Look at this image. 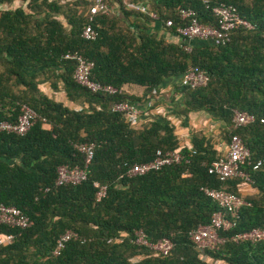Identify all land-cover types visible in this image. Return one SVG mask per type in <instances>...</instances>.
Returning <instances> with one entry per match:
<instances>
[{"label":"trees","instance_id":"obj_1","mask_svg":"<svg viewBox=\"0 0 264 264\" xmlns=\"http://www.w3.org/2000/svg\"><path fill=\"white\" fill-rule=\"evenodd\" d=\"M125 2L147 5L159 20L129 10ZM108 3L109 12L94 16L96 40L82 36L92 0H43L39 10L30 6L31 13L17 8L0 14V122L16 123L23 105L37 114L23 136L0 132V205L20 209L32 222L26 229L0 225V239L13 236L0 244V264H264V240H228L205 253L190 240V233L210 224L220 209L204 193L206 187L225 189L247 202L237 226L221 231L223 237L264 232V163L254 169L264 160V0ZM222 4L237 8L253 29L234 30L218 45L194 41L188 51L176 33L191 22L182 19V11H192L202 25L218 27L212 10ZM76 52L94 62L93 80L112 86L115 94L94 93L76 83L77 61L67 58ZM191 69L207 75L206 86L178 85ZM168 82L176 83L180 97L171 101L173 116L206 115L221 123L226 143L233 135L243 140L251 152L244 171L252 183L224 182L209 174L222 154L211 136L195 130L191 143L183 144L171 119L152 114L159 89ZM44 84L54 93L64 92L76 107L46 95ZM146 102L153 105L145 110ZM124 103L137 110L135 119L114 111ZM236 111L254 115L255 122L235 128ZM82 144L95 146L87 179L58 185L60 167L85 168ZM159 150L180 151L183 160L146 175H127L133 165L153 161ZM96 184L106 187L100 200ZM67 231L77 238L56 255L57 241ZM139 231L153 245L171 239L173 250L163 256L139 245Z\"/></svg>","mask_w":264,"mask_h":264},{"label":"built area","instance_id":"obj_2","mask_svg":"<svg viewBox=\"0 0 264 264\" xmlns=\"http://www.w3.org/2000/svg\"><path fill=\"white\" fill-rule=\"evenodd\" d=\"M208 2V0H205ZM93 4L90 9L89 24L85 26L82 32V36L86 40H96L98 32L95 31L92 23L94 22V16L99 13H107L110 11L108 0H92ZM126 7L129 10L138 11L144 14H149L154 20H159V17L151 13L147 5L139 2H125ZM213 14L218 20V27L207 26L200 24L196 18H193L194 13L192 11H182V19H191V22L187 26H180L177 28V36L181 38L183 42L187 43V50L191 51V44L194 41H207L216 45L222 41L229 39L231 33L239 28L253 29L251 22L243 18L237 8L229 5H219L213 8ZM167 26H173L172 21L167 22ZM67 58L77 61V68L74 73V79L77 84L89 89L94 93L104 92L108 94H115L117 90L112 86L102 85L92 78V72L95 67L94 62L89 61L79 53H71L67 55ZM208 83V77L204 72H197L194 69L188 71L181 79V85L184 87H190L196 89L198 87L206 86ZM152 104H148V108ZM114 111L124 113L132 120L137 117V110L134 106L124 103L114 106ZM37 119L36 112L28 105H23L21 109V115L16 123L0 122V132L13 133L16 135L27 134ZM256 117L246 112H235L234 127L240 128L251 123H254ZM261 122H264L262 119ZM79 151L86 155L85 168L81 169L75 167L73 169L67 166H62L58 170L57 184H72L78 185L87 179V169L91 165L94 155L95 146L93 144H82L79 146ZM223 152L217 160H215L210 168L209 174L216 175L221 181H227L233 178H242L247 183H252V180L248 174L244 171V167L250 164L251 152L246 147L243 140L238 135H233L228 143L222 144ZM221 149V150H222ZM183 160V155L180 151H168L164 152L159 150L153 161L143 164H135L128 171L129 177L146 175L152 171H157L163 167L170 165H177ZM264 160L259 161L254 165V169H258ZM97 193L98 200L106 196V187L99 186ZM204 193L213 199L219 205V211L212 215L211 223L208 225L200 226L196 231L190 233V240L201 252L205 253L208 250L213 251L219 249L225 245L228 240L235 242L241 241H260L264 240V232L260 230H253L249 233L237 234L231 237H223L221 231H229L237 226V219L241 209L247 205V202L242 196L229 192L225 189L218 190L212 188H204ZM0 225H6L11 228L26 229L32 225L31 220L20 209L11 206L0 205ZM77 238V234L72 231H67L57 241V248L55 254H59L65 244ZM13 240V236H7L0 239V244L10 243ZM137 243L139 245L149 247L158 255L167 256L174 248V243L171 239L165 238L160 240L156 244H151L143 231L137 232Z\"/></svg>","mask_w":264,"mask_h":264},{"label":"crops","instance_id":"obj_3","mask_svg":"<svg viewBox=\"0 0 264 264\" xmlns=\"http://www.w3.org/2000/svg\"><path fill=\"white\" fill-rule=\"evenodd\" d=\"M31 1L32 0H25V1L15 0L12 4L8 3V2L0 3V14L3 11L15 10L17 8H22L27 13H31L30 6L34 7V9L37 10L38 4L41 5V3L43 2V0H39V2L37 1L36 3L35 2L31 3ZM38 10H39V7H38ZM46 10H48V9H46L45 7L43 10H40L42 15H45ZM170 37L171 36H168V39ZM180 81H179L178 85H181ZM175 85H176L175 82H168L164 87L159 89L160 97L157 98L158 105L156 106L155 109H153L152 114L153 115L163 114L164 116L171 119L177 127L176 133L181 138V140L183 141V144H190L192 131L203 130L202 126L200 124L201 122L199 121L201 114H194V115L190 116L189 118H176L175 116H173L171 114V112H172L171 111V101L175 96L177 97V95H176L177 91L174 88ZM41 90L46 95H48L49 97H54L57 101L63 102L66 105H69L71 108L76 107L75 105H73L72 103H70L67 100L66 94L64 92L54 93L49 84H44L43 86H41ZM136 90H138V89H136ZM148 104L153 105L152 102H148V103L146 102V104H143L145 110L149 109ZM144 119H146V117H143V121H144ZM210 119L211 118H208V120H210ZM220 126H221V123H220ZM203 131L205 132V130H203ZM207 135H209V134H207Z\"/></svg>","mask_w":264,"mask_h":264},{"label":"rangeland","instance_id":"obj_4","mask_svg":"<svg viewBox=\"0 0 264 264\" xmlns=\"http://www.w3.org/2000/svg\"><path fill=\"white\" fill-rule=\"evenodd\" d=\"M208 118V116L201 114L199 121L201 122L202 129L205 130V132L207 131L206 133L211 135L212 142L222 149V144L226 143V139L224 140L223 129L220 126V122H216L212 119L208 120ZM247 192L252 193L253 190L249 189Z\"/></svg>","mask_w":264,"mask_h":264}]
</instances>
